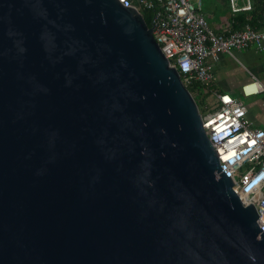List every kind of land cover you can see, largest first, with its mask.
I'll return each mask as SVG.
<instances>
[{
    "label": "water",
    "instance_id": "obj_1",
    "mask_svg": "<svg viewBox=\"0 0 264 264\" xmlns=\"http://www.w3.org/2000/svg\"><path fill=\"white\" fill-rule=\"evenodd\" d=\"M151 29L118 0H0V264H264Z\"/></svg>",
    "mask_w": 264,
    "mask_h": 264
},
{
    "label": "built area",
    "instance_id": "obj_2",
    "mask_svg": "<svg viewBox=\"0 0 264 264\" xmlns=\"http://www.w3.org/2000/svg\"><path fill=\"white\" fill-rule=\"evenodd\" d=\"M230 14L249 11L252 0H226ZM239 1V2H238ZM132 6L140 15L151 12V34L158 48L173 67L186 88L192 82L204 86L212 109L202 104L199 112L202 127L216 154L220 172L230 176L255 208L258 227L264 226V129L249 127L246 107L227 93L210 89L211 73L207 59L215 60L220 52L254 44L264 49V31L247 23L236 30L215 32L201 11V0H118ZM264 24V10L260 13ZM262 84L251 79L243 82V97L263 90Z\"/></svg>",
    "mask_w": 264,
    "mask_h": 264
},
{
    "label": "crops",
    "instance_id": "obj_3",
    "mask_svg": "<svg viewBox=\"0 0 264 264\" xmlns=\"http://www.w3.org/2000/svg\"><path fill=\"white\" fill-rule=\"evenodd\" d=\"M201 11L215 32L236 30L230 27L232 14L226 0H201ZM257 29L264 31V24ZM207 64L211 73L210 89L239 99L246 107L245 119L249 127L264 129V89L248 97L239 93L240 85L251 79L259 81L264 88V49L249 44L247 48L230 53L220 52L215 60L208 58Z\"/></svg>",
    "mask_w": 264,
    "mask_h": 264
},
{
    "label": "trees",
    "instance_id": "obj_4",
    "mask_svg": "<svg viewBox=\"0 0 264 264\" xmlns=\"http://www.w3.org/2000/svg\"><path fill=\"white\" fill-rule=\"evenodd\" d=\"M264 10V0H252V8L249 11H241L231 15V29L241 28L244 24H251L255 28H259L262 23L260 21V13ZM141 17L144 23L148 26L150 24L151 12L148 10L141 11ZM188 92L191 94L194 99L198 111H200V106L203 104L204 97L208 94V92L204 91V86L200 85L198 82H192L190 85L186 87ZM195 93L197 99L192 95Z\"/></svg>",
    "mask_w": 264,
    "mask_h": 264
},
{
    "label": "rangeland",
    "instance_id": "obj_5",
    "mask_svg": "<svg viewBox=\"0 0 264 264\" xmlns=\"http://www.w3.org/2000/svg\"><path fill=\"white\" fill-rule=\"evenodd\" d=\"M192 95H194V97L197 99L198 96L195 95V93H192ZM203 103L206 104V109L209 110V109H212L213 108V105L211 104V99L208 97V95H206L203 99ZM200 107V110L202 109V106L199 105Z\"/></svg>",
    "mask_w": 264,
    "mask_h": 264
},
{
    "label": "clouds",
    "instance_id": "obj_6",
    "mask_svg": "<svg viewBox=\"0 0 264 264\" xmlns=\"http://www.w3.org/2000/svg\"><path fill=\"white\" fill-rule=\"evenodd\" d=\"M259 228V232L264 234V226L263 227H258Z\"/></svg>",
    "mask_w": 264,
    "mask_h": 264
}]
</instances>
